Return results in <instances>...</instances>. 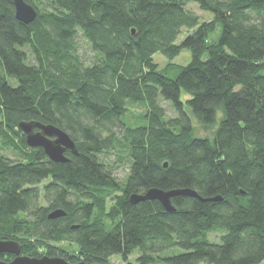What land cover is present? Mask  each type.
Here are the masks:
<instances>
[{"label":"trees","instance_id":"1","mask_svg":"<svg viewBox=\"0 0 264 264\" xmlns=\"http://www.w3.org/2000/svg\"><path fill=\"white\" fill-rule=\"evenodd\" d=\"M26 1L38 12L28 25L0 0V240L72 264L136 252L139 264H264V0ZM184 51L191 62L175 64ZM33 121L68 133L79 156L56 163L31 148L19 126ZM110 154L128 166L123 182ZM153 188L222 201L179 196L173 213L130 202ZM174 247L183 253L160 255Z\"/></svg>","mask_w":264,"mask_h":264},{"label":"water","instance_id":"2","mask_svg":"<svg viewBox=\"0 0 264 264\" xmlns=\"http://www.w3.org/2000/svg\"><path fill=\"white\" fill-rule=\"evenodd\" d=\"M15 6L16 18L24 24L33 23L37 16V10L29 4L26 0H13ZM19 128L26 136V142L31 148H42L49 159L56 163H67L70 161L66 155L71 152L75 156H79V150L75 141L68 133L54 125H44L40 122H23ZM167 167V165H166ZM179 196H188L198 198L203 202L207 201H222V197L218 196L211 199L202 198L196 191L192 189H176V190H162L153 188L148 190L145 194H132L130 202L132 204H139L146 201H159L165 210L169 213L176 211L172 203V199ZM65 211L59 209L51 212L48 216L50 220H56L65 217ZM22 245L17 241L0 240V255L10 254L14 255L15 259L7 262L0 259V264H72L60 257L44 256L42 258H33L21 255ZM76 264H87L84 262Z\"/></svg>","mask_w":264,"mask_h":264},{"label":"rangeland","instance_id":"3","mask_svg":"<svg viewBox=\"0 0 264 264\" xmlns=\"http://www.w3.org/2000/svg\"><path fill=\"white\" fill-rule=\"evenodd\" d=\"M40 2L41 0H35ZM44 7V5H42ZM188 8L195 12L198 16H200L201 21L206 22V21H210L213 19V14L209 13V12H205L202 11L198 5L196 4H190L188 6ZM190 31L184 29L182 32V35L179 39V41H182L185 36L189 33ZM222 29L219 28L217 30V32L214 34L213 39L214 40H218L220 35H221ZM78 43H79V47H80V55L82 57L83 62L86 65H91L94 62V54L91 52L90 50V46L89 44L86 42V40L83 37H78ZM192 60L191 54L188 51H184L175 61L174 63L177 65H181V66H185L187 64H189ZM155 61L159 64L160 68H165L166 65L168 64V61L165 57H163L160 54H157L155 56ZM175 76V75H173ZM183 100L186 101L188 96L186 94L182 95ZM162 106L165 108L166 113L168 115L169 118L171 117H176L177 114L174 111L173 107L170 105L169 102H166L165 100L162 101ZM144 109L139 107V106H129V114L130 115H138L141 112H143ZM5 154L12 158L15 159V155L9 151L5 152ZM120 154H110V155H103L102 158L105 160V162L109 163V165L111 166V168L113 169V172L115 174V176L118 178V180L120 182H123L128 173H129V169L126 163H124L121 159H120ZM43 206H45V204L43 203ZM221 233H210L208 235V239L210 242L212 243H220L221 239H220ZM63 247H65V249H68L67 251L70 253H73L74 251H76V246H69L67 244H63ZM183 253V251L177 247L174 248H170L165 250L164 252H162L160 255L163 257L166 256H173V255H178ZM140 257V253L136 252L134 253L128 261H124L121 257H113L111 259V264H139L138 263V259Z\"/></svg>","mask_w":264,"mask_h":264},{"label":"flooded vegetation","instance_id":"4","mask_svg":"<svg viewBox=\"0 0 264 264\" xmlns=\"http://www.w3.org/2000/svg\"><path fill=\"white\" fill-rule=\"evenodd\" d=\"M68 153V152H67Z\"/></svg>","mask_w":264,"mask_h":264}]
</instances>
